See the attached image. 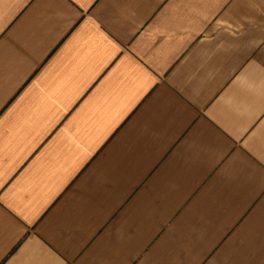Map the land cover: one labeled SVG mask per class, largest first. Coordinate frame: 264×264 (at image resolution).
Segmentation results:
<instances>
[{"label":"crops","instance_id":"1","mask_svg":"<svg viewBox=\"0 0 264 264\" xmlns=\"http://www.w3.org/2000/svg\"><path fill=\"white\" fill-rule=\"evenodd\" d=\"M0 264H264V0H0Z\"/></svg>","mask_w":264,"mask_h":264}]
</instances>
